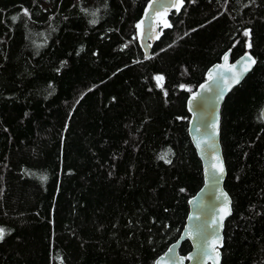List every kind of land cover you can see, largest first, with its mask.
I'll return each mask as SVG.
<instances>
[{"label": "trees", "instance_id": "obj_1", "mask_svg": "<svg viewBox=\"0 0 264 264\" xmlns=\"http://www.w3.org/2000/svg\"><path fill=\"white\" fill-rule=\"evenodd\" d=\"M149 2L0 0V264H154L204 181L188 96L230 48L257 62L222 106L221 264H264V0H183L145 58Z\"/></svg>", "mask_w": 264, "mask_h": 264}, {"label": "water", "instance_id": "obj_2", "mask_svg": "<svg viewBox=\"0 0 264 264\" xmlns=\"http://www.w3.org/2000/svg\"><path fill=\"white\" fill-rule=\"evenodd\" d=\"M177 0H150L139 21L138 41L145 58L151 57L152 47L161 33L163 12L175 7ZM228 49L220 61L212 64L203 80L188 96L190 113L189 132L203 163L204 181L200 189L189 199V213L181 235L168 249L159 255L154 264H221L225 245V224L233 213V199L225 187L227 166L221 141L222 106L227 95L254 68L247 72L248 57L257 58L246 50L235 59ZM227 55V60H225ZM244 58V59H242ZM243 72V75H240ZM239 77L238 82L234 81ZM264 119V106L261 110ZM222 162L224 172L219 171ZM222 193L227 194L231 209L225 215L226 205ZM189 239L192 249L184 255L180 252L182 243ZM172 249V251H169Z\"/></svg>", "mask_w": 264, "mask_h": 264}, {"label": "snow or ice", "instance_id": "obj_3", "mask_svg": "<svg viewBox=\"0 0 264 264\" xmlns=\"http://www.w3.org/2000/svg\"><path fill=\"white\" fill-rule=\"evenodd\" d=\"M181 4H183V0H177V3L175 5V7L177 8V11H179V7H180ZM24 12H25V14H27V10L26 9L24 10ZM13 19L15 20L16 17H13ZM92 22L95 23L96 21L93 20ZM165 26L166 27H170V25H167V24ZM138 27H139V25H138ZM245 35H249V33L245 32ZM249 47H251V44H249ZM242 59H244V58H242ZM225 60H227V55H225ZM255 63H256V61L249 56L248 57V67L244 68L243 72H247L248 70H250L251 66L253 64H255ZM243 72L240 75H243ZM156 79H157V81H161L163 79V77H159L158 76V77H156ZM238 80H239V77L234 81V83L238 82ZM160 158L164 159L165 156H161ZM167 162H170V161H167ZM218 167H219V171L221 173H223L224 172V168H223L222 162L218 165ZM41 179L42 180H46L47 177L43 176V177H41ZM221 195L224 197V202H225V205H226L225 215H229L231 213V209H230V207H228V205L230 204V201H228L227 194L222 193ZM4 236H5V230L3 228H0V240H3ZM169 251H172V249H170Z\"/></svg>", "mask_w": 264, "mask_h": 264}, {"label": "rangeland", "instance_id": "obj_4", "mask_svg": "<svg viewBox=\"0 0 264 264\" xmlns=\"http://www.w3.org/2000/svg\"><path fill=\"white\" fill-rule=\"evenodd\" d=\"M158 76H159V77H161V75H160V74H158Z\"/></svg>", "mask_w": 264, "mask_h": 264}]
</instances>
